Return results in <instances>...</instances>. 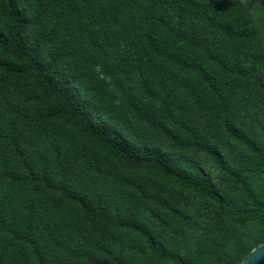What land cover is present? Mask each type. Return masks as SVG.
<instances>
[{
    "label": "trees",
    "instance_id": "1",
    "mask_svg": "<svg viewBox=\"0 0 264 264\" xmlns=\"http://www.w3.org/2000/svg\"><path fill=\"white\" fill-rule=\"evenodd\" d=\"M251 2L0 0V264H113L136 236L160 262L238 264L264 242V150L235 125L264 105ZM160 183L213 205L186 255L148 234L147 214L188 219Z\"/></svg>",
    "mask_w": 264,
    "mask_h": 264
},
{
    "label": "rangeland",
    "instance_id": "2",
    "mask_svg": "<svg viewBox=\"0 0 264 264\" xmlns=\"http://www.w3.org/2000/svg\"><path fill=\"white\" fill-rule=\"evenodd\" d=\"M248 11L252 19L253 36L264 51V0H252ZM261 71L264 74V61ZM235 125L264 150V105L250 110H242ZM220 148L221 160L228 165L236 164L237 161L242 160V156L248 154L231 141L221 142ZM208 157H201V162L215 184L224 190L234 188L233 183L227 180L217 166L211 164ZM157 190L159 193L169 191L175 199V207L188 219L183 220L170 207L164 208L165 213L162 218L147 214L148 234L167 249L178 252L180 255L197 250L211 236L210 225L214 218L212 203L179 186L160 183ZM257 233L258 227L255 225L237 229L228 240L226 247L235 243L246 244L252 241ZM136 237L135 241L125 237L114 246L116 259L113 264H173L152 258L149 255V247L144 243L142 237Z\"/></svg>",
    "mask_w": 264,
    "mask_h": 264
},
{
    "label": "water",
    "instance_id": "3",
    "mask_svg": "<svg viewBox=\"0 0 264 264\" xmlns=\"http://www.w3.org/2000/svg\"><path fill=\"white\" fill-rule=\"evenodd\" d=\"M238 264H264V242L252 249Z\"/></svg>",
    "mask_w": 264,
    "mask_h": 264
}]
</instances>
